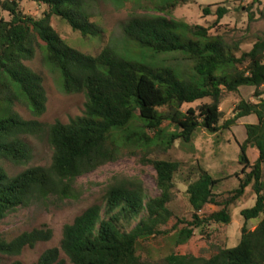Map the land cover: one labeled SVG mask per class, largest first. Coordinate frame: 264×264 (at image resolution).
<instances>
[{"label":"trees","instance_id":"1","mask_svg":"<svg viewBox=\"0 0 264 264\" xmlns=\"http://www.w3.org/2000/svg\"><path fill=\"white\" fill-rule=\"evenodd\" d=\"M30 1L46 5L48 11L34 18L23 13L16 0H0V11L8 17L0 14V160L28 163L27 137L45 136L53 154L49 165L31 166L15 175L0 164V222L16 208L72 196L78 177L124 154L140 155L153 167L157 189L156 195L148 196L140 179L110 183L102 204L90 205L64 224L59 246L45 250L34 264H65L61 252L72 264H264V98L258 92L264 85V37L241 51L238 44L211 36L208 27L171 16L176 7L192 0H149L150 10L129 15L123 36L156 53L183 52L192 64L188 75L180 78L171 68L126 59L108 46L95 55L69 46L51 25V16L65 20L83 38L100 35L102 28L90 11L97 0ZM210 12L209 6L203 8L204 14ZM226 13V7H217L214 23ZM38 40L43 42L44 61L59 73L62 92L85 97L83 113L68 123L56 120L45 125L37 120L47 97L40 74L26 62L33 58ZM242 86L254 87V95L260 98L240 100L233 115L222 121V93ZM202 99L209 101L182 109ZM17 102L25 104L33 118L25 119L15 111ZM250 115L257 121L244 125L246 136L238 144V187L218 201L214 191L218 180L199 168L198 177L186 187L191 219L177 217L168 228L174 217L168 204L180 163L149 158L152 151L166 152L176 140L191 144L198 129L217 134ZM248 147L257 151L252 163ZM248 186L255 200L240 211L244 222L235 246L219 247L208 257L173 250L157 260L152 257L149 241L153 238L166 237L176 247L185 244L195 229L212 222L228 224L230 205ZM207 204L221 208L202 217ZM249 221L255 222L253 229L247 227ZM51 237L48 227L24 231L10 241L0 233V254L18 255Z\"/></svg>","mask_w":264,"mask_h":264},{"label":"rangeland","instance_id":"2","mask_svg":"<svg viewBox=\"0 0 264 264\" xmlns=\"http://www.w3.org/2000/svg\"><path fill=\"white\" fill-rule=\"evenodd\" d=\"M16 1L23 13L34 18H40L48 11V7L44 4H37L30 0ZM124 1L126 0H97L91 5L92 20L102 28L100 35L83 38L79 32L73 31L65 20L54 15L51 16L50 22L69 46L81 52L95 55L108 46L114 53L126 59L139 61L154 68H171L180 78L188 75L192 62L183 52L156 53L123 36L122 26L129 15L132 12L143 13L152 7L149 0ZM206 6H209L211 11L208 15L203 13V8ZM217 7H226L227 13L216 24L214 21ZM0 14L8 18L5 12L0 11ZM171 16L189 24L208 27L211 36H220L221 40L229 45L236 43L241 51L249 50L257 37H264V0L256 2L252 0H192L176 7ZM42 45L43 42L38 40L33 58L26 62L31 69L40 74L47 97L45 111L37 120L45 125L52 124L56 120L68 123L72 118L83 113L85 97L83 94L62 92L59 73L44 61ZM254 91V87L249 86H242L236 92L224 91L219 106L222 121L233 115L235 105L240 100L256 102L260 97L264 98V85L258 89V92L262 93L260 97L254 95ZM208 101L209 99H202L185 104L182 109L196 107ZM14 110L25 119L33 118L22 102L15 103ZM256 121V117L250 115L239 119L229 130L217 134L198 129L194 132L191 144L176 140L166 152L152 151L153 154L149 158L180 163L173 178L174 197L168 204L174 215L167 224L168 228L175 223L177 217L191 219L192 210L188 203L186 187L198 177L199 168L207 170L218 180L214 188L216 200L222 201L232 195V191L239 185L237 174L240 175L241 165L238 163L240 154L238 144L246 136L244 125L256 123ZM26 141L31 148V159L28 163L16 165L0 160V164L10 175H15L31 166H47L51 163L53 150L45 136L27 137ZM247 157L252 163L257 157V151L248 147ZM135 179L143 182L148 196L157 194L153 167L144 163L140 155L124 154L116 161L106 163L78 177L71 191L72 196L67 198L55 196L45 203H33L12 210L0 222V233L6 240L10 241L24 231L45 227L52 230V237L48 241L36 243L32 248L25 247L18 255L0 254V264H10L14 261L34 264L45 250L59 246L64 224L72 222L90 205L102 204L107 185L115 182L128 183ZM254 200V192L251 186H248L243 196L230 205L231 221L228 224L212 222L202 229H195L193 236L185 244L171 247L166 237L151 239L150 249L154 250L152 257L157 260L160 254H166L171 250L181 254L190 253L208 257L219 247L235 246L240 239V230L244 222L240 211L251 207ZM220 208L221 206L207 204L200 214L205 217ZM254 226L255 222H247L249 229H253ZM60 256L65 260V264H72L62 252Z\"/></svg>","mask_w":264,"mask_h":264}]
</instances>
